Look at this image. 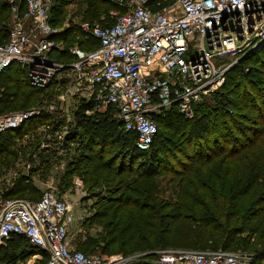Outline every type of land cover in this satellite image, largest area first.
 I'll list each match as a JSON object with an SVG mask.
<instances>
[{
    "label": "trees",
    "instance_id": "16d2710c",
    "mask_svg": "<svg viewBox=\"0 0 264 264\" xmlns=\"http://www.w3.org/2000/svg\"><path fill=\"white\" fill-rule=\"evenodd\" d=\"M112 9H117L112 0H57L50 17L52 26L63 30L64 52L96 49V40L85 37L74 18L113 25ZM8 17V6L0 1L3 32ZM47 96L29 85L17 66L0 73V115L41 109ZM209 96L184 117L190 122L180 142L166 135L182 130L175 124L178 112L172 108L154 114L156 134L145 152L136 149L135 135L121 130L113 112L84 116L88 107H80L72 129L77 139L68 145V170L59 176L58 186L67 188L66 180L79 165L87 191L108 196L88 206L90 215L80 223L75 250L137 262L152 261L164 250H222L245 255L249 264H264V44L234 64ZM48 118L42 111L20 130L0 135V178L18 163L31 165L27 175L16 172L10 186L0 180L1 197L37 198L34 176H44L57 158L40 150L36 130ZM170 142L182 160L172 153L168 157ZM19 239L31 248L23 237L12 236L0 248V264L14 263Z\"/></svg>",
    "mask_w": 264,
    "mask_h": 264
},
{
    "label": "built area",
    "instance_id": "2783aa9c",
    "mask_svg": "<svg viewBox=\"0 0 264 264\" xmlns=\"http://www.w3.org/2000/svg\"><path fill=\"white\" fill-rule=\"evenodd\" d=\"M0 1L9 9L6 31L0 27V73L17 66L29 85L48 95L41 109L0 115V135L44 111L49 118L36 130L40 150L55 157H65L77 139L72 129L82 105L84 116L113 112L121 130L135 135L136 149L148 151L154 114L174 108L190 117L234 64L264 44V0H112L123 8L108 12L113 25L78 24L96 49L66 52L62 28L51 24L57 0ZM230 57L233 62L222 63ZM52 185L37 201L0 196V248L16 235L46 254L43 264H249L245 255L222 250H164L140 262L85 255L69 245L73 210Z\"/></svg>",
    "mask_w": 264,
    "mask_h": 264
},
{
    "label": "rangeland",
    "instance_id": "374dc122",
    "mask_svg": "<svg viewBox=\"0 0 264 264\" xmlns=\"http://www.w3.org/2000/svg\"><path fill=\"white\" fill-rule=\"evenodd\" d=\"M116 11L119 14H121L123 12V8L121 6H118ZM74 23L78 25L80 22L76 18H74ZM233 61H234V57H230V58L222 60V63H231ZM205 99L209 100L210 96L205 97ZM14 112H18V111H13V113ZM174 117H176L175 124H179L181 126L182 130L179 133L176 132L177 134H174L173 136H171V131L170 132L167 131L166 135L168 136V138L171 139V137H174L173 139H177L180 142V140H182V138H180L179 136L184 137L185 134L181 135V133H186L187 128H188V124L190 121H189V119L184 118L181 115L178 116L175 114ZM169 147H170V149L172 148V152H171V150H169L168 157H170L171 156L170 153H172V155L174 157H177L179 160H182V154H180L179 152H176L175 148L171 147V142L169 143ZM187 154H188V152H187ZM68 160H69V158L67 156L57 157L56 159L52 160V161H54V163H52V165L50 166L49 172H46L44 176H43V174H42V176H40V172H38L39 177L36 175L34 176L33 183L39 189V191H38L39 194L34 201L39 199V197L41 196L43 191H45L50 184H53L52 186H54V184H55V186L57 187V192H59V194L61 191L64 190L63 192L66 193L65 198L67 201L68 200L70 201V202L68 201L69 203H74V202L76 203V201H78L79 199L84 200V203H80V201H79L78 205L73 207V212L75 215L87 213V207L89 206V204L92 205L93 203H95V201H97L96 198H100V196H106L107 193L104 192L102 194L100 190H95L92 192L87 191L86 186H84L82 184V178L80 177V173H81L82 168H80L81 166H79V165L76 166V171H74V173L70 177V179L68 178V180H66L68 183L70 181V184L68 185V187L64 188V189L59 188L58 179H59V176H61L65 170L66 171L68 170V168H67ZM28 166L30 168V166H31L30 163L27 166L24 164V162L18 163V164H16V167L13 169V171H7L5 173V175H3L0 178V180H3V183L10 186L13 178L16 177V172L19 174L21 173L22 175H26L27 174L26 170H27ZM77 184H79V185H77ZM86 199H89V201ZM80 223L81 222H79V220L75 219L74 222L69 226L68 236L71 240H73V238H75V236L79 233L80 225H81ZM15 244L18 245L17 254H19V256L15 259L13 264H42L44 262V260H45L44 255H42L41 253H39L37 251L36 252L33 251L31 248H29L25 244V242H23L19 239L18 242H15ZM9 245H11V244H9ZM79 251H81V250H79ZM135 261H137V260H135ZM144 261H146V260H144Z\"/></svg>",
    "mask_w": 264,
    "mask_h": 264
},
{
    "label": "crops",
    "instance_id": "0c3cea01",
    "mask_svg": "<svg viewBox=\"0 0 264 264\" xmlns=\"http://www.w3.org/2000/svg\"><path fill=\"white\" fill-rule=\"evenodd\" d=\"M29 173V172H28ZM55 185V184H54ZM36 186V185H35ZM37 187V186H36ZM38 189V188H37ZM59 193V192H58ZM63 196H61V195ZM59 195L62 197V198H64V199H66L65 197H66V193H64V192H62V193H60ZM83 200V199H82ZM82 200H78V201H76V203L74 202V203H69L70 205H71V207H72V210H73V207H75V206H77L78 205V203H79V201H80V203H84V200L82 201ZM86 200H88L89 201V199H86ZM69 201V200H68ZM70 202V201H69ZM89 206H90V204H89ZM72 215H73V222H74V220L75 219H77V220H79V222H81L85 217H88L89 215H90V209H88V207H87V213H83V214H78V215H75L74 214V212L72 211ZM79 232H82V228H80V230H79ZM68 240H69V245H70V247L71 248H73L74 249V238H73V240H71L70 238H69V236H68Z\"/></svg>",
    "mask_w": 264,
    "mask_h": 264
}]
</instances>
